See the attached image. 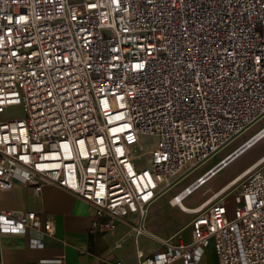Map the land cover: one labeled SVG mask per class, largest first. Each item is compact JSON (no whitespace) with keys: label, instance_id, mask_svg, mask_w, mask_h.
<instances>
[{"label":"built area","instance_id":"obj_1","mask_svg":"<svg viewBox=\"0 0 264 264\" xmlns=\"http://www.w3.org/2000/svg\"><path fill=\"white\" fill-rule=\"evenodd\" d=\"M263 115L264 0H0V189L61 187L93 231L146 232L157 194ZM248 167L188 208V241L133 264H203L209 244L215 264H264V153ZM26 229L51 222L0 208V234Z\"/></svg>","mask_w":264,"mask_h":264},{"label":"crops","instance_id":"obj_2","mask_svg":"<svg viewBox=\"0 0 264 264\" xmlns=\"http://www.w3.org/2000/svg\"><path fill=\"white\" fill-rule=\"evenodd\" d=\"M0 208L34 210L42 220L51 222V233L26 229L0 234V264H105V259L133 264L137 250L154 252L161 247L160 238L173 236L176 241L174 235L180 233L188 241L191 236L190 225L173 234L156 232L150 217L143 225L147 232L135 233L127 222H119L111 230L93 231V215L85 201L53 184L43 185L39 192L26 183L0 189ZM201 262L216 263L212 244L201 250ZM169 264L183 263L175 260Z\"/></svg>","mask_w":264,"mask_h":264},{"label":"rangeland","instance_id":"obj_3","mask_svg":"<svg viewBox=\"0 0 264 264\" xmlns=\"http://www.w3.org/2000/svg\"><path fill=\"white\" fill-rule=\"evenodd\" d=\"M12 111V108L9 109ZM16 115H21L20 109L11 112ZM264 124V115L251 124L247 129L236 135L212 157L207 159L203 164L196 168L192 173L185 177L180 183L170 189L160 191L154 201L149 205L146 215L143 220L150 217L153 229L156 232L163 234H173L180 229L188 228L189 222L192 219L193 213L182 209L179 205L173 204L175 194H178L185 186L191 183L196 177L202 175L219 159L223 158L229 152L238 147L251 134ZM140 142L145 147H150L154 144V138L150 136H141ZM264 153V135L257 139L253 144L241 151L233 159H231L222 168L210 176L203 184L195 188L190 194L186 195L182 202L185 206L190 207L199 201L206 198L211 191L218 188L220 185L231 179L239 171L246 168L251 162ZM228 214H232V202H228ZM172 241H175L173 239Z\"/></svg>","mask_w":264,"mask_h":264},{"label":"water","instance_id":"obj_4","mask_svg":"<svg viewBox=\"0 0 264 264\" xmlns=\"http://www.w3.org/2000/svg\"><path fill=\"white\" fill-rule=\"evenodd\" d=\"M262 131V130H261ZM260 131V132H261ZM258 132L256 135L252 136L247 141L241 143L238 147H236L234 150L229 152L227 155H225L222 159H220L217 163H215L211 168H209L206 172H204L197 181H195L193 184L194 186L191 187L193 189L197 184H199L202 180L207 179L210 177L213 173H215L217 170H219L221 167H223L227 162H229L231 159H233L236 155H238L241 151H243L245 148H247L251 143H253L255 140H257L262 134ZM264 133V131H263ZM260 134V135H259ZM147 232V231H146Z\"/></svg>","mask_w":264,"mask_h":264},{"label":"bare ground","instance_id":"obj_5","mask_svg":"<svg viewBox=\"0 0 264 264\" xmlns=\"http://www.w3.org/2000/svg\"><path fill=\"white\" fill-rule=\"evenodd\" d=\"M247 129V128H246ZM263 131H264V129L260 132V134H262L260 137H262L263 135H264V133H263ZM259 134V135H260ZM259 137V138H260ZM258 138V139H259ZM256 141V140H255ZM254 141V142H255ZM253 142V143H254ZM253 143H251V144H253ZM250 144V145H251ZM249 145V146H250ZM246 149V148H245ZM228 163V162H227ZM226 163V164H227ZM222 168V167H221ZM250 169V167H246L245 168V171H248ZM218 171V170H217ZM245 171H244V173H245ZM214 174V173H213ZM212 174V175H213ZM211 175V176H212ZM209 178V177H208ZM207 178V179H208ZM207 179H204V180H202L199 184H197L193 189H191V187H193L194 186V184H191L190 186H189V188H188V190H185L184 188L176 195V198H173V204H179V206L182 208V209H184V210H187V211H189V207H186L184 204H183V202H182V200H183V198L186 196V195H188V194H190L195 188H197L198 186H200L201 184H203ZM188 192V193H187Z\"/></svg>","mask_w":264,"mask_h":264}]
</instances>
